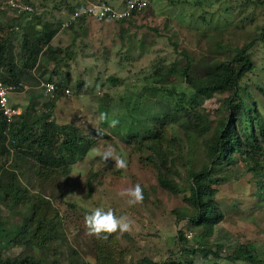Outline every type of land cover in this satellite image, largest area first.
Here are the masks:
<instances>
[{"label": "rangeland", "instance_id": "obj_1", "mask_svg": "<svg viewBox=\"0 0 264 264\" xmlns=\"http://www.w3.org/2000/svg\"><path fill=\"white\" fill-rule=\"evenodd\" d=\"M6 1L0 0V7ZM25 1L37 14L65 20L52 44L62 50L71 46L75 53V58L60 61L56 70L55 81L64 82L70 94L59 98L53 118L60 125L77 126L92 137L94 132L107 134V137L95 134L94 148L103 149L106 142L110 143L127 166L117 169L112 160L103 163L91 150L70 168L69 174H64L61 169L46 168L30 157L22 159L13 158L14 153L12 157L0 154V224H5L7 235L1 237L0 247L5 256L33 255L41 264H140L143 258L164 262L180 257L181 232L188 246L203 242L213 245L214 249L216 246L221 249L218 236L231 237L227 252L248 247L264 262V202L258 195L264 177L248 169L246 161L234 154L236 163L225 174L227 178L212 185L218 190L216 200L224 213V221L216 227L215 235L201 239L203 229L195 228L182 216L189 207L186 201L189 192L175 194L161 187L158 170L147 158L152 152L141 151L142 148L138 151V145L125 142L123 125L131 118L120 101L124 97V103L134 104L141 91L133 85H140L139 80L150 74L156 65L170 67L177 61L185 64L182 51L188 52L193 60L190 75L194 78H201L212 62L230 59L231 56L217 45L240 48L261 34L264 0H148L149 7L131 21L118 23L89 18L83 29L78 27V21L72 20L71 7L100 2L120 8L127 0ZM6 11L7 18L18 15L16 11ZM65 24H75L79 36L64 27ZM252 59L255 70L245 76L242 82L245 93L242 94L250 104L256 105L252 118L258 117L264 125V43L260 40L253 47ZM40 63H47L45 57ZM48 65L53 70L54 65ZM111 77L122 79V84L113 85L109 81ZM169 79L165 89L187 91L188 85L178 75H170ZM28 94L29 90L13 94L11 105L23 112L31 102ZM106 95L110 100L104 103L102 99ZM231 95L218 93L202 102L200 112L210 119L206 123L210 129L205 135L188 127L199 123L197 118L187 117L188 111H180L179 122L162 129L166 137L162 145L166 152L164 163L170 169L164 172L180 188L188 187L191 172H198L206 165V144L213 137L219 120L231 116L229 103H226ZM175 99L177 97L170 100L171 106L175 105ZM46 101L44 98L43 103ZM102 104L106 105V111L102 110ZM146 105L149 107L150 103ZM152 106L149 113L154 111ZM36 111L39 115L43 109ZM102 112L108 113L110 119L120 120L119 123L115 127L101 123L98 117ZM190 114L192 117L194 111L190 110ZM145 127H151V121ZM114 128L120 133L113 132ZM258 132L261 133L260 128ZM259 165L264 166V155L260 156ZM136 184L143 189V202L129 206L127 199L118 193ZM95 207L111 208L117 216L127 215L134 222L132 230L123 234L117 232L106 239L88 236L84 216ZM40 216L60 217L57 220L59 233L52 241L40 247L36 244L28 247L24 240L18 245L8 243L7 239L16 237L13 230L32 224Z\"/></svg>", "mask_w": 264, "mask_h": 264}, {"label": "trees", "instance_id": "obj_2", "mask_svg": "<svg viewBox=\"0 0 264 264\" xmlns=\"http://www.w3.org/2000/svg\"><path fill=\"white\" fill-rule=\"evenodd\" d=\"M125 3L120 8H123ZM89 4L91 3L84 2L71 7L72 16L86 10ZM111 6L115 7L113 4ZM143 11L133 12L131 17L116 22L131 21ZM6 12V10H0V79L6 85L16 88L14 94H24L29 90L28 98L31 102L28 108L14 117L11 122L0 112V154L12 157L14 153L16 155H13V158L22 159L30 157L46 168L61 169L64 174H69L70 168L83 160L95 147L97 143L95 134L99 132H94L92 137L81 132L77 126L60 125L53 118L59 98L70 94L64 82L55 81L56 70L60 61L69 57L75 58V53L71 51L73 47L67 46L65 50H62L52 44L63 29L62 24L65 20L59 16L37 14L34 8L32 12L18 13L11 18L6 17ZM89 20L87 14H81L76 21H78V27L83 29ZM74 25H69L68 29L78 37L79 34ZM259 40L264 43V27L261 34L254 36L251 42L240 48L220 43L217 46L221 51L228 53L231 58L212 62L201 78H194L190 75L193 60L188 52L182 51V60L185 64L182 65L181 61H177L170 67L162 68V65H156L150 74L139 80L140 85H133L137 91H141L137 94L139 99L134 104L124 103L126 102L124 97L120 99L122 105L127 108L126 114L131 118V121H125L123 125L125 142L128 145H138V151L142 148L141 151L148 149L152 152L147 158L158 170L161 187L175 194L189 192L186 196L189 207L182 216H186L195 228L203 229L201 239L215 235L216 227L224 221V213L216 200L218 190L212 185L227 178L225 174L230 172L236 163L233 160L234 154H239L246 161L248 169L256 170L259 177H264V166L259 165L260 156L264 155V125L258 117L252 118L251 114L256 110V105L250 104L242 94L245 93L242 88L245 76L255 70L252 50ZM42 57H45L46 64L40 63ZM50 63L54 65L53 70L49 69L48 64ZM47 74L49 76L45 80ZM170 75H178L181 81L188 85L187 91L177 92L165 89L167 81H170ZM109 81L116 86L122 84V79L115 77H111ZM47 84H53L54 89L48 90ZM25 86L29 87L26 91ZM39 89H42L41 92L35 91ZM32 90L35 92L30 94ZM224 92L232 93L226 101L229 103L231 116L219 120L213 137L206 144V165L198 172H191L188 187L180 188L178 183L169 179L164 172L165 169L168 172L170 169L164 163L166 152L162 145L166 137L162 129L170 123L179 122L180 111H188L187 117L190 120L195 117L199 121L198 124L188 125V127L195 128L205 135L210 129L206 125L210 119L208 115L200 112L202 102L212 99L215 94ZM174 97H177V100L175 99V105L171 106L170 100ZM248 97L250 99L249 94ZM44 98L47 100L46 103H43ZM102 100L104 103L108 102L110 96L106 95ZM147 103H150L149 107ZM152 105H154V111L149 113ZM186 105L194 111L192 117ZM38 108L43 109L39 115L36 111ZM102 110L106 111L105 104H102ZM146 113H149L151 117L141 115ZM257 114L259 115L258 112L255 113L256 116ZM150 121L151 127H145ZM259 128L261 133L258 132ZM113 132L120 133L115 128ZM102 136L107 137L108 135L103 133ZM88 184L89 187L92 186L91 183ZM259 190L258 195L264 202V181L259 184ZM58 219L60 220L59 216L51 219L40 216L30 225L12 229L16 231V237H8L7 241L18 245L24 240V245L28 247L36 245L40 247L58 235L60 227ZM5 232V224H0V239L7 237ZM179 237L183 243L179 258L164 262H154L149 258H143L140 264L264 263L259 261V258L251 253L252 250L248 247H240L233 253L227 252L225 249L231 247L229 242L231 237L218 236L220 241L218 248L221 249H217L216 244L214 249L213 245L203 242L188 246L181 232ZM0 264L41 263L33 255L6 257L0 247Z\"/></svg>", "mask_w": 264, "mask_h": 264}, {"label": "clouds", "instance_id": "obj_3", "mask_svg": "<svg viewBox=\"0 0 264 264\" xmlns=\"http://www.w3.org/2000/svg\"><path fill=\"white\" fill-rule=\"evenodd\" d=\"M97 91L99 92V89ZM98 119L101 123H108L109 127H115L119 123L116 119H110L108 113L103 112L100 113ZM98 135L102 136L103 133L99 132ZM92 152L99 156L103 163L109 160L114 161L117 169H124L127 166L126 161L117 154L115 147L110 143L106 142L103 149L93 148ZM118 195L126 198L129 206H135L143 202V189L139 184L123 189ZM133 223L127 215L117 216L111 208L95 207L89 214L84 216L86 234L97 239L101 237L106 239L117 232L127 233L132 230Z\"/></svg>", "mask_w": 264, "mask_h": 264}, {"label": "built area", "instance_id": "obj_4", "mask_svg": "<svg viewBox=\"0 0 264 264\" xmlns=\"http://www.w3.org/2000/svg\"><path fill=\"white\" fill-rule=\"evenodd\" d=\"M149 5L148 0H127L123 8L113 7L106 3H91L83 12L75 13L72 16V20L76 21L81 14H87L89 18L96 19L98 21L104 20H122L131 17L133 12H141L145 10ZM10 9L18 13L32 12L33 8L27 4L25 0H8L4 6L0 7V10ZM69 24H65L64 27H68ZM51 85V87H49ZM48 90H53V84H47ZM15 87L12 85H6L0 79V112L7 117L11 122L14 117L21 114L20 108H15L11 105V96L15 92ZM24 90H28V87H24ZM69 93V91H67Z\"/></svg>", "mask_w": 264, "mask_h": 264}, {"label": "crops", "instance_id": "obj_5", "mask_svg": "<svg viewBox=\"0 0 264 264\" xmlns=\"http://www.w3.org/2000/svg\"><path fill=\"white\" fill-rule=\"evenodd\" d=\"M29 88V87H28Z\"/></svg>", "mask_w": 264, "mask_h": 264}]
</instances>
